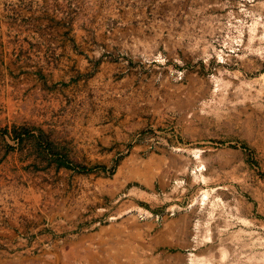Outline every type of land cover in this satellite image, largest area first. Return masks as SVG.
<instances>
[{"label": "rangeland", "instance_id": "obj_1", "mask_svg": "<svg viewBox=\"0 0 264 264\" xmlns=\"http://www.w3.org/2000/svg\"><path fill=\"white\" fill-rule=\"evenodd\" d=\"M0 264H264V0H0Z\"/></svg>", "mask_w": 264, "mask_h": 264}, {"label": "trees", "instance_id": "obj_2", "mask_svg": "<svg viewBox=\"0 0 264 264\" xmlns=\"http://www.w3.org/2000/svg\"><path fill=\"white\" fill-rule=\"evenodd\" d=\"M65 165H66V164H65ZM69 166L72 167V168H76V169H78V170H84V171H87V170L92 169V168H86V167L77 166V165H72V164H70ZM101 168H103V167H101Z\"/></svg>", "mask_w": 264, "mask_h": 264}]
</instances>
